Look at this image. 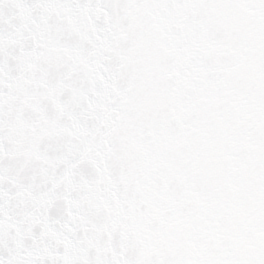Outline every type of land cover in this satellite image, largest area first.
I'll use <instances>...</instances> for the list:
<instances>
[{"label":"snow or ice","instance_id":"1","mask_svg":"<svg viewBox=\"0 0 264 264\" xmlns=\"http://www.w3.org/2000/svg\"><path fill=\"white\" fill-rule=\"evenodd\" d=\"M0 264H264V0H0Z\"/></svg>","mask_w":264,"mask_h":264}]
</instances>
